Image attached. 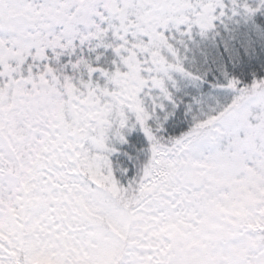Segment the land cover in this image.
<instances>
[{"label": "snow or ice", "instance_id": "obj_1", "mask_svg": "<svg viewBox=\"0 0 264 264\" xmlns=\"http://www.w3.org/2000/svg\"><path fill=\"white\" fill-rule=\"evenodd\" d=\"M0 264H264V0H0Z\"/></svg>", "mask_w": 264, "mask_h": 264}]
</instances>
